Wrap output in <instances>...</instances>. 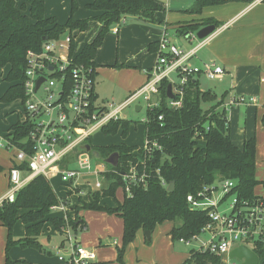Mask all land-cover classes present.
Returning <instances> with one entry per match:
<instances>
[{"label":"trees","instance_id":"16d2710c","mask_svg":"<svg viewBox=\"0 0 264 264\" xmlns=\"http://www.w3.org/2000/svg\"><path fill=\"white\" fill-rule=\"evenodd\" d=\"M227 1L195 0L185 12L199 14L207 5ZM44 6L45 0H0V68L7 67L4 79L9 83L0 97L2 102L19 99L24 103L26 53L40 51L46 39L58 38L66 31H84L90 19L97 20L101 24L97 34L75 56L78 62L95 68L93 59L96 50L110 27L120 23L125 16H135L152 23L155 21L154 14L164 10L155 0H93L85 7L98 14L92 18L78 19L74 17L76 0H71L69 17L64 23H59L55 17L45 16ZM209 24L216 27L221 25L213 19H204L201 23L184 24L179 32L187 35ZM156 48L157 43L149 46L150 51ZM198 76H190L182 86V103L179 107L168 105L167 85L171 81L166 78L160 81L159 104L146 109L144 121L145 140L147 143L155 141L160 148L146 157L148 176L145 184L131 185L130 194L125 191L122 173L137 162L134 151L143 153V150L124 143L97 147L91 145L90 137L86 140L91 149L98 152V159L105 163L107 170L103 174L111 180L107 188L94 191L89 202L82 203L81 208L104 211L122 219L121 245L116 249V262L119 264H123L125 249L139 229L151 233L157 225L173 221L178 222L170 230L173 241L199 233L208 221L207 216L202 211L189 208L186 195L204 185L232 179L236 182L232 191L238 199L264 200V197L254 194V187L259 183L255 178V139H246L242 147L232 143L225 110L218 109L224 95L215 101L214 94L200 89ZM173 95V98L177 97ZM203 102L210 104L203 108ZM129 124V120L123 118L111 119L101 126L100 131L103 134H114L120 130L122 137H125ZM31 129L30 123L17 120L7 131L12 134V142L23 147L29 142L25 138ZM199 140L203 141L202 144ZM31 151L28 149V153ZM114 152L119 155L116 166L104 161ZM170 182L174 183L173 188L167 190ZM117 188H121L122 197L116 200L114 207L100 204L103 197L114 196ZM61 202L67 203L68 200L60 198L49 180L38 174L18 190L13 202L3 201L0 204V224L7 230L4 264L28 262L9 256L10 248L15 244L50 254L38 238L45 222L50 223L59 233L62 232L61 216H48L50 207ZM74 209L77 212V206ZM18 220L24 224V235L14 239L12 229ZM68 224L73 232H77L78 227L83 229L84 223L75 215L73 218L68 216ZM145 242L149 243L150 238H146ZM254 250L259 257V264H264V245L258 244ZM179 264L221 263L218 257L208 252H191Z\"/></svg>","mask_w":264,"mask_h":264},{"label":"built area","instance_id":"2783aa9c","mask_svg":"<svg viewBox=\"0 0 264 264\" xmlns=\"http://www.w3.org/2000/svg\"><path fill=\"white\" fill-rule=\"evenodd\" d=\"M215 32L214 30L202 39L197 38L196 32H189L187 37L196 40L197 44L186 51L163 34L157 42L156 62L147 72V81L135 89L123 103L109 107L96 105L94 101L95 68L76 60L74 31L70 33L66 31L55 39H46L40 51H28L25 57L26 68L23 80L25 100L20 121L30 123L32 129L25 138L29 142L23 147L12 142L10 131H6L7 136H0V148L15 150L14 163L8 169V186L0 195V204L3 201L13 202L18 190L38 174L44 175L47 179L58 175L73 192L74 181L84 176H98L105 172L103 164L92 163L91 154L82 150V145L109 120L120 118L119 113L130 103L139 104L142 101L146 109L157 106L159 83L164 78L170 80L172 74H176L179 81L171 82L173 94L177 97L173 98V95L169 98L170 107L181 105L182 86L190 76L204 74L211 80L221 78L224 70L220 65L206 62L199 66L190 62L196 50L207 44ZM39 78L43 80L36 88ZM236 102H243V99H231L228 105ZM159 148L155 141L147 143L145 140L141 148L143 153L134 151L137 162L131 165L127 172L122 173L127 194H130L131 185L145 184L148 176L146 157H150L151 153ZM28 149L32 150L31 153H28ZM74 155L75 160L72 164ZM235 185L234 180L224 179L218 184L204 185L199 190L186 195L189 208L204 212L208 219L199 233L188 238L176 239V242L188 247L189 255L191 252H208L218 257L221 264H237V258L229 257L232 249L243 245L255 252L256 245H264V200L238 199L232 191ZM100 187L101 183L95 181L94 188ZM228 198L229 201L226 200ZM50 210L60 211L63 219L61 230L70 240V245L65 247L61 244L57 247L54 263L17 264L97 262L94 249L72 239L67 203L52 205ZM203 234L207 237H202ZM240 261L242 263L243 260Z\"/></svg>","mask_w":264,"mask_h":264},{"label":"crops","instance_id":"0c3cea01","mask_svg":"<svg viewBox=\"0 0 264 264\" xmlns=\"http://www.w3.org/2000/svg\"><path fill=\"white\" fill-rule=\"evenodd\" d=\"M91 1L93 0H76L77 9L74 17L78 19L92 18L98 14V12L85 7ZM155 1L161 4L164 10L154 14V22H146L135 16H125L120 23L110 27L101 45L97 48L93 59L95 103L98 100L97 91H102L109 98L106 99L107 107L119 105L147 81V72L153 67L157 58L156 49L150 51L149 46L155 45L163 34L182 49L188 50L197 44V41L181 34L180 27L186 23H201L204 19L220 22L221 25L215 26L216 32L212 38L207 44L196 50L195 55L190 58V62L199 66L206 62H214L223 68L222 77L215 79L216 84L206 90L200 85L202 74L199 75V87L203 91H210L211 94H214L215 101L224 95L218 109L225 110L230 139L235 146L242 147L246 139L251 137L255 139V178L259 183L254 187V194L264 197V1L228 0L221 4L207 5L202 8L199 14L185 12V9L189 8L195 0ZM70 9L71 0H45V16H53L59 23H64L67 20ZM100 26L101 24L97 20L90 19L84 31L74 32L73 44L77 52L86 43L93 40ZM5 68L7 69V67ZM97 79L104 81L98 88L95 84ZM240 98L243 99V102L228 105L231 99ZM137 107H139L137 111L141 110L140 105L135 106V108ZM16 114L17 120H20L21 111H17ZM10 125H7L6 129ZM202 142L199 140L200 144ZM7 176L8 170L5 173V190L8 186ZM89 176L92 175L74 181L72 183L73 192L65 183H62L63 187L67 189L66 196L59 197L68 200V216L73 218L76 215L84 223L83 229L78 227L77 232L71 230V237L77 243L95 250L97 262L92 264H119L116 262V249L119 246L118 241H121L122 237V219L104 211L81 208L82 203L89 202L92 191L95 189L94 185L90 186L89 184ZM52 179L60 180L58 175H53L48 179L49 182ZM2 194L3 192L0 193V195ZM68 204H70L69 207ZM100 204L114 207L116 202L110 205L101 200ZM75 206H77V212H75ZM59 212L54 213H58L60 216ZM16 223H21V229L16 230L15 233L21 238L24 235V224L20 220ZM174 224H178V222L165 221L154 228L155 230L161 225L165 228V239L163 240L165 251L162 256L159 255L147 264H179L189 257L188 252L177 262L179 258L175 260L176 255L171 253L172 246L176 242L171 239L170 235ZM49 226L53 233L60 234L50 223L45 222L40 235L46 234L48 241L51 238ZM90 228L97 231L90 233ZM119 228L120 234L116 233ZM154 230L151 232L150 240ZM6 236V228L0 224V264H4L5 261ZM135 236H140L143 243L146 244L143 230L139 229ZM131 242L128 244L129 246L127 245V251L132 246ZM61 244H63L62 241L51 247L44 246L45 251H50V254L34 250L36 252L33 255L35 259L32 258L33 256L30 257L27 249L19 250L16 247L9 251V256L12 259H24L28 262L54 263L57 247ZM136 259V264H140L139 257Z\"/></svg>","mask_w":264,"mask_h":264},{"label":"rangeland","instance_id":"374dc122","mask_svg":"<svg viewBox=\"0 0 264 264\" xmlns=\"http://www.w3.org/2000/svg\"><path fill=\"white\" fill-rule=\"evenodd\" d=\"M186 50L187 49H184V51ZM6 72H7V69L5 67L3 69L0 68V97L2 96V94L5 92V90L9 86V83L4 79ZM170 81L172 83H178L179 78L177 77L176 74H172L170 75ZM96 82H95L96 88H98L101 84H103L104 81L97 79ZM216 82L217 81H215V79L214 80L208 79L204 74L200 76V85L204 90L215 85ZM97 92H98V100H97L96 105H101V106L104 105L105 107H107L106 99H109V98L102 91H97ZM136 105H140L141 110L137 111L135 108ZM207 105H208L207 103L203 102L201 106L205 108ZM22 108H23V104L21 103L19 99L13 100L11 102L0 101V136L1 135L4 136L6 134V131L8 129V128L6 129L7 125L14 124L15 122H17L18 116L16 112L21 111ZM119 117L129 120L130 122L127 135L125 137H122V135L120 134V130H118L114 134H103L99 129L96 132H94L90 137V142L92 146L98 147V146L118 145V144L124 143L126 145L138 146L140 148L144 144V141H145L144 121L146 117L145 103H143L142 101H140L139 104L138 102L130 103L125 109H123L119 113ZM14 154H15V150L12 148L10 149L0 148V166L2 167V169H0V193L2 192L4 193L6 191L5 190V173L14 163L13 161ZM74 160H75V155L73 156L72 164H74ZM92 163L93 164H103L105 169L107 170V167L105 166L104 162L101 159L92 158ZM110 180L111 179H108L103 173L99 174L98 177H95L93 175L89 176L90 186H93L95 181H99L101 183V187L98 189L107 188L110 183ZM62 183L63 182H61L60 180L57 181L55 179H52L50 182L53 190L58 194V196L64 197L66 196L67 189L66 187H63L64 183L63 184ZM215 184H218V182H215ZM98 189H94L92 193ZM121 197H122L121 188H117L114 196H106V197H103L101 200H104L107 204L112 205L116 202V200H120ZM226 200L229 201L230 198ZM69 206L70 204H68V207ZM54 212H58V211L50 210V213H51L50 217L59 216L58 213H54ZM92 228H90V233L92 231H97ZM19 229H21V223H15L12 229V235L14 239L19 238L17 235H15L16 230H19ZM46 229L47 227L44 230L46 231ZM50 229H51L50 230L51 238L49 239V241L47 240L46 234L40 235L38 238V240L43 244V246L51 247L55 244H59L61 241L63 242L65 247H68L70 245V240L66 238L65 233L55 234L53 233L51 227ZM164 230L165 228L163 225L157 227L154 230V233L152 235L150 242L146 244L143 243L140 236L139 237L135 236L131 242L132 246L129 247L130 250L129 249H128L129 251L126 250L129 245L125 249L126 251L124 252V255H123L124 264H127V263L136 264V260H137L136 257H139L140 264H147L148 262H151L153 259L157 258L159 255L162 256L165 251V248L163 246V240L165 239ZM116 233L120 234V228L118 229V231H116ZM202 237L206 238L207 235L203 234ZM118 244L120 246L121 241H118ZM13 247H16L19 250L27 249L30 253V257H32L34 253H36L34 252V250H36L34 248H30V249L22 248L20 245L15 244V245H12L10 250ZM188 250H189L188 247H186L185 245L180 244L178 242H174L171 253L173 252V254L176 255L175 260L179 258L177 260V262H179L180 259L183 258V256L188 254ZM36 251L38 252V250ZM32 258L35 259L34 256ZM236 261H237V264H241L240 260H236Z\"/></svg>","mask_w":264,"mask_h":264},{"label":"water","instance_id":"95a60500","mask_svg":"<svg viewBox=\"0 0 264 264\" xmlns=\"http://www.w3.org/2000/svg\"><path fill=\"white\" fill-rule=\"evenodd\" d=\"M215 30V25L213 24H209V25H205L203 27H201L200 29H198L196 31V36L198 39H202L206 36H208L209 34H211L213 31ZM46 37L43 38V40H45ZM43 79L39 78L36 82V88L39 86V84L41 83ZM167 97L168 98H172L173 94H172V85L168 84L167 85ZM139 107L136 108V110H138ZM82 150H85L89 153H91V155L94 158H99V154L96 150L91 149V145L88 143H85L84 145H82ZM118 153L114 152L111 153L106 159H104L105 162H107L108 164L112 165V166H116L117 162H118ZM174 183L170 182L167 186V190H171L173 188ZM144 235L146 236L147 239L150 238V231L149 230H145L144 231ZM229 257H235L238 260H243L241 264H258L259 263V259L258 256L256 255L255 252H253L251 249L240 245L234 249H232L229 253Z\"/></svg>","mask_w":264,"mask_h":264}]
</instances>
